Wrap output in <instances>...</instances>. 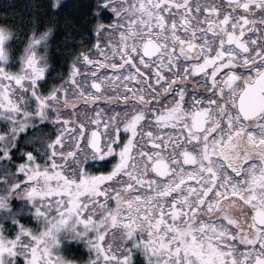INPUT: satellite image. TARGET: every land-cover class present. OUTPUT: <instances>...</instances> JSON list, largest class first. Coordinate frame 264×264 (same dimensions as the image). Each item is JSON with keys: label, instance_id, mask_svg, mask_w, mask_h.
I'll return each instance as SVG.
<instances>
[{"label": "snow or ice", "instance_id": "snow-or-ice-1", "mask_svg": "<svg viewBox=\"0 0 264 264\" xmlns=\"http://www.w3.org/2000/svg\"><path fill=\"white\" fill-rule=\"evenodd\" d=\"M0 264H264V0L5 5Z\"/></svg>", "mask_w": 264, "mask_h": 264}, {"label": "flooded vegetation", "instance_id": "flooded-vegetation-1", "mask_svg": "<svg viewBox=\"0 0 264 264\" xmlns=\"http://www.w3.org/2000/svg\"><path fill=\"white\" fill-rule=\"evenodd\" d=\"M69 252L66 253L69 258L79 260L87 257V249L82 243L75 241L70 242Z\"/></svg>", "mask_w": 264, "mask_h": 264}, {"label": "trees", "instance_id": "trees-1", "mask_svg": "<svg viewBox=\"0 0 264 264\" xmlns=\"http://www.w3.org/2000/svg\"><path fill=\"white\" fill-rule=\"evenodd\" d=\"M29 2L30 0H0V12L5 11V5L13 6L18 13L26 12Z\"/></svg>", "mask_w": 264, "mask_h": 264}, {"label": "rangeland", "instance_id": "rangeland-1", "mask_svg": "<svg viewBox=\"0 0 264 264\" xmlns=\"http://www.w3.org/2000/svg\"><path fill=\"white\" fill-rule=\"evenodd\" d=\"M68 252H69V249H67L66 253H68Z\"/></svg>", "mask_w": 264, "mask_h": 264}]
</instances>
